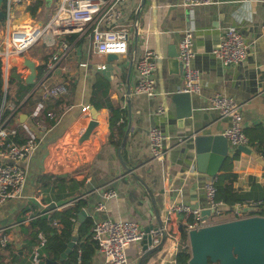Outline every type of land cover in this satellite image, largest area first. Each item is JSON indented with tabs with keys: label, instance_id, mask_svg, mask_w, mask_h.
I'll list each match as a JSON object with an SVG mask.
<instances>
[{
	"label": "crops",
	"instance_id": "obj_1",
	"mask_svg": "<svg viewBox=\"0 0 264 264\" xmlns=\"http://www.w3.org/2000/svg\"><path fill=\"white\" fill-rule=\"evenodd\" d=\"M37 2L39 5L33 11ZM55 7L54 0H24L14 6L13 23H45ZM120 9L122 18L115 25L130 29L126 54H99L89 36L74 34L47 36L13 61L9 80L13 78L11 88L16 89L19 79H25L29 73L25 58L37 66L38 84L54 62L53 55L58 54L51 82H65L69 90L60 97L62 104L55 123L48 125L44 121L46 130L39 128L30 116L40 100L37 84L21 103L30 96L31 101L22 105L13 120L22 139L26 134L21 125L28 122L40 141L30 158L22 163L27 169L22 196L0 206V230L7 228L10 239V252L0 260L3 264H33L36 247L42 259L44 245L33 247L30 242L31 224L38 216L53 210L80 203L75 222L79 228L86 219L91 218L95 224L110 216L135 221L145 232L147 227L157 228L159 222L165 221L167 208L173 202L206 209L203 185L211 180L199 172L189 140L193 131V135L224 134L228 128L229 121L211 106L210 98L215 95L231 97L240 106L250 148L255 151L254 145L264 143V0H214L212 4L191 9L182 6L181 0H128ZM231 26L242 32L250 45V54L244 64L228 67L213 50ZM188 28L193 29V65L201 72L202 86L200 92L191 93L193 115L180 127L172 94L184 85L183 70L181 65L176 68L171 65L169 53L173 50L178 53ZM65 43L69 46L66 53L62 48ZM146 48L160 56L154 74L157 89L154 96L135 92L139 80L137 62ZM111 106L120 116L114 125L110 121ZM159 108L164 109L163 114L157 113ZM95 115L98 124L89 138L84 139ZM154 126H159L166 136L168 151L159 158L150 149L149 132ZM180 138L186 139L179 142ZM235 151L230 145L226 161ZM238 153L232 164L239 176L235 187L252 192L256 199L264 198V164L252 155L239 150ZM226 161L218 174L223 172ZM109 189L117 192L116 198L106 210H97ZM52 203L57 205L56 209L50 208ZM171 226L175 238L168 235L163 244L161 236L146 250L143 240L132 243L127 248L128 264H176L185 216L175 214ZM89 264L111 263L95 248Z\"/></svg>",
	"mask_w": 264,
	"mask_h": 264
},
{
	"label": "built area",
	"instance_id": "obj_2",
	"mask_svg": "<svg viewBox=\"0 0 264 264\" xmlns=\"http://www.w3.org/2000/svg\"><path fill=\"white\" fill-rule=\"evenodd\" d=\"M23 1L3 0L0 7L5 13L3 30L0 31V62L4 78L3 97L0 104V206L22 196L27 178V169L22 163L30 158L40 141L39 134L28 122H23L21 125L26 134L23 141L14 140L19 131L13 126V120L22 110V103L7 99L9 76L14 59L47 36L63 37L74 34L89 36L94 50L99 54H126L131 40L128 27L115 25V22L122 18L120 6L128 0H54L56 7L47 22L34 21L15 25L13 23L14 6ZM181 1L182 6L190 9L214 3V0ZM193 40V29L188 28L179 44L177 57L182 66L184 79V85L179 92L190 94L200 92L202 86L201 72L193 65L195 57ZM62 48L64 53L69 50L66 43L62 45ZM213 53L224 66L242 65L249 58L250 45L242 32L237 27L231 26L225 30L220 44ZM58 58V54L53 55L54 62L49 64L43 78L37 84L36 89L40 91V100L30 114L37 126L44 130L47 128L44 125L46 117L57 118L54 111L45 112L47 102L51 98L66 96L69 90L65 82H51ZM159 58L155 50L146 48L138 59L139 80L135 86L136 93L148 96L157 94L154 74ZM210 103L214 109L218 110L221 118L229 121L224 135L230 145L235 149L240 145L249 146L250 141L243 128L242 111L237 102L231 97L218 94L210 98ZM87 109L86 106L82 110L86 112ZM157 113L163 114L164 109L159 108ZM165 138L159 126L150 129V149L154 157H162L168 151L165 147ZM184 139L186 138H180L179 142ZM203 188L208 203L206 209L178 202H173L167 208L164 222L165 230L170 238H175V232L171 226L175 214L185 216L188 232L219 222L264 216V198L247 204L238 202L231 207L230 211H226V203L217 198V188L213 180L205 182ZM116 196L117 192L114 189L105 191L103 201L98 204L97 210H106L108 203ZM204 210H209L210 214L204 216ZM6 230L7 228L0 230V252L10 242ZM144 234V230L137 222L110 216L97 221L92 232L97 250L104 255L106 262L111 264H128L127 248L132 243L141 241ZM39 239L40 246H43L46 239L42 233L39 234ZM32 261L33 264H43L39 247L34 249Z\"/></svg>",
	"mask_w": 264,
	"mask_h": 264
},
{
	"label": "water",
	"instance_id": "obj_3",
	"mask_svg": "<svg viewBox=\"0 0 264 264\" xmlns=\"http://www.w3.org/2000/svg\"><path fill=\"white\" fill-rule=\"evenodd\" d=\"M2 3L3 0H0V7H2ZM4 17L5 13L0 9V20H3ZM169 57L172 66L176 68L177 64L178 66L181 65L177 59V52L170 51ZM24 64L29 69L25 81L27 84L35 86L38 79L37 66L28 58H25ZM172 101L176 106L178 124L183 127L186 119H190L193 115L191 94L174 92ZM97 124L95 115L86 128L84 139L89 138ZM191 133L189 142L196 154L197 168L200 173L205 174L210 180H214L228 158L230 143L224 134L198 133L193 135L194 131ZM237 149L254 156L264 164L263 158L258 157L256 151L249 146L240 145ZM50 208L56 209L57 205L52 203ZM83 214L84 212L80 216ZM209 214V210L203 211L204 216ZM78 229L79 224H76L72 241L68 249L62 253L60 260L46 259L45 264H62L77 242ZM160 236V244H163L168 237L165 222H159L157 228L154 226L147 227L142 239L144 250L153 247L154 241L159 240ZM188 237L191 251L189 264H209L210 262L213 264H264V216H253L241 220L207 225L191 230L188 232ZM160 244L148 250L147 254L155 250Z\"/></svg>",
	"mask_w": 264,
	"mask_h": 264
},
{
	"label": "trees",
	"instance_id": "obj_4",
	"mask_svg": "<svg viewBox=\"0 0 264 264\" xmlns=\"http://www.w3.org/2000/svg\"><path fill=\"white\" fill-rule=\"evenodd\" d=\"M34 9L39 5V2L35 4ZM14 74V73H13ZM12 74V76H13ZM13 78L9 80V87L7 91V99L16 103H21L26 93L32 88V85L26 83L25 79L21 78L16 84V89L11 88V82ZM4 78L1 69L0 62V104L3 97ZM25 92L21 96H18L20 92ZM31 96L22 104H27L31 101ZM61 98H51L46 105L45 112L54 111L58 116V108L62 104ZM112 110V116L110 118L111 124L114 125L115 121L120 118L119 113L110 107ZM57 119V118H56ZM56 119L45 118L48 125L55 123ZM248 130H245L247 135ZM14 140L23 141L20 134L14 137ZM253 145V144H252ZM255 151L264 157V143H258L254 145ZM239 156L236 149L234 155L226 161V165L223 172L218 174L213 180L214 185L217 188V198L223 200L227 205V210L230 211L231 207L237 202L248 203L253 201L256 197L252 192H247L241 188L235 187L236 182L239 179L237 173L233 171V161ZM255 189L257 188L256 185ZM80 204V203H79ZM79 204L70 206L62 210H53L50 214L38 216L32 221V230L30 232V242L34 247L36 244H40L39 234L42 233L46 239L42 249V262H46V259L60 260L62 253H64L68 247L75 231V222L78 213L80 212ZM254 212V210L252 211ZM94 224L92 219H86V221L80 226L78 230V240L72 250L68 253L67 257L63 260L62 264H89V259L93 254L96 244L92 236ZM188 231L185 226L181 233V244L179 251L176 255L177 264H188L191 258V251L188 245ZM10 252V245L8 244L0 252V260L5 257V253ZM9 257V256H7ZM0 264H3V262ZM209 264H213L210 262Z\"/></svg>",
	"mask_w": 264,
	"mask_h": 264
},
{
	"label": "rangeland",
	"instance_id": "obj_5",
	"mask_svg": "<svg viewBox=\"0 0 264 264\" xmlns=\"http://www.w3.org/2000/svg\"><path fill=\"white\" fill-rule=\"evenodd\" d=\"M3 24H4V19L3 20H0V31L3 30Z\"/></svg>",
	"mask_w": 264,
	"mask_h": 264
}]
</instances>
